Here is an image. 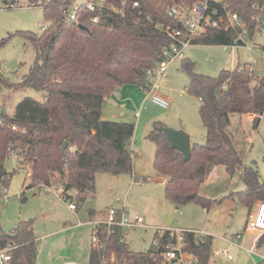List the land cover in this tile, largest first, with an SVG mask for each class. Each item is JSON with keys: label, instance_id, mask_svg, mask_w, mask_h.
<instances>
[{"label": "trees", "instance_id": "obj_1", "mask_svg": "<svg viewBox=\"0 0 264 264\" xmlns=\"http://www.w3.org/2000/svg\"><path fill=\"white\" fill-rule=\"evenodd\" d=\"M32 1V0H30ZM77 0H51L42 7L47 27L41 35L22 33L35 51L26 75L14 85L43 94V100L24 98L12 116L0 110V175L7 189L11 174L4 163L11 154L28 169L32 183L61 186L67 200L77 208L85 193L94 194L96 175L134 174L130 145L135 127L131 123L104 121L102 107L120 87L136 85L147 92L148 72L162 60V49L172 44L167 30H183L181 22L169 16L172 4L191 7L203 0H106L121 13L106 12L98 22L84 5L77 10V22H65L63 10ZM137 8H132L133 3ZM216 17L235 14L243 27H208L196 40L200 45L232 46L245 32L251 39L261 29L264 0H218L209 2ZM195 63L182 61L189 77L187 93L199 101V116L206 131L205 145H191L189 161L172 149L162 126L154 123L146 139L155 145L153 168L165 179V198L176 207L197 202L208 210L212 202L198 195L211 171L224 167L239 177L243 191L230 193L249 210L264 203V176L253 166H243L233 142L230 115H254V127L264 113V81L251 88L250 70L245 65L222 70L217 77L194 71ZM0 82L5 83L0 79ZM67 142L64 154L61 147ZM77 194L72 196L73 191ZM215 203V202H213ZM103 248L91 247L88 264H160L164 247L174 237L168 231L157 235V245L146 253H133L120 227L97 226ZM184 250L195 257L194 264H209L212 238L183 233ZM15 246L9 264H35L36 245L31 221H20L8 234L0 230V248ZM264 247V234L254 248ZM258 264H264V260Z\"/></svg>", "mask_w": 264, "mask_h": 264}, {"label": "rangeland", "instance_id": "obj_2", "mask_svg": "<svg viewBox=\"0 0 264 264\" xmlns=\"http://www.w3.org/2000/svg\"><path fill=\"white\" fill-rule=\"evenodd\" d=\"M27 2L20 0L17 7L10 9L2 8L0 4V79L5 81L0 82V110H5L7 116L13 115L16 105L24 98L43 100L41 92L14 87L27 74L36 55L30 40L22 33L41 35L48 25L42 8H25ZM252 44L259 47L250 51L245 46L195 44L184 49L181 60L170 62L164 74L158 75L155 71L149 75L148 83L155 84L157 91L168 97L167 109L154 105L149 93L138 88V94L131 97L129 110H124V116L117 110L119 103L110 101L109 105L105 104L101 117L104 121L126 122L135 127L130 145L134 174H99L95 194L85 193L77 212L69 211L68 203L56 195L62 190L61 186L51 185L54 190L49 191L47 186L36 183L27 189L32 183L28 169L18 164L15 155H9L4 170L11 177L7 190L0 192V230L8 234L18 222L31 221L36 245L35 264H62L67 260L88 264L92 232L88 226H72V229L70 226L87 221L101 224L106 221L109 209L125 207L131 219L140 217L143 221L141 226L124 229L125 240L133 253L148 252L161 230L192 228L212 238V253L226 251L231 256L229 260L221 254L213 255L209 264L262 262L264 247L254 248L258 233L246 230L249 210L235 197L224 198L244 190L238 175L230 177L224 167L218 166L220 174L217 171L199 187L198 195L212 202L208 210L195 201L176 207L165 198L164 184L155 179L158 177L153 168L155 145L146 139L154 123L172 129L174 126L171 125L183 124L188 132L184 131L191 133V145H205L206 131L199 116V101L186 91L189 77L182 68V61L188 59L195 63L194 71L208 77H217L220 71L232 69L235 65H245L250 70L249 86L253 88L258 81H264V15L259 34L246 40L247 46ZM147 117H151L152 122L143 134ZM254 125L247 116L231 115L230 130L241 162L243 166H253L262 178L264 113L259 117L258 125ZM6 198L7 204L4 202ZM90 210L94 211L91 215ZM250 248H253L252 254L247 252Z\"/></svg>", "mask_w": 264, "mask_h": 264}, {"label": "built area", "instance_id": "obj_3", "mask_svg": "<svg viewBox=\"0 0 264 264\" xmlns=\"http://www.w3.org/2000/svg\"><path fill=\"white\" fill-rule=\"evenodd\" d=\"M211 0H203L194 3L191 7H187L180 4H172L166 8L169 16L173 17L177 21L181 22L184 26L183 30L169 31L167 30V35L172 40V44L168 47L162 49V60L160 61L158 67L154 71L148 72L149 75H153L157 71L158 75H162L166 72L167 65L175 60H181L184 55V49L189 46L195 45L196 40H198L207 30L208 27L217 28L220 24H224V28L230 29L235 27H243L239 18L235 14L228 13L226 17L219 18L218 21L213 18L216 17V11H209V2ZM217 2L218 0H213ZM20 0H0L2 8H14L19 5ZM51 0H28L25 4V8L30 7H44L49 4ZM84 5L86 10L93 14L92 21L94 23L98 22L100 15L106 12L121 13V9H118L112 4H107L106 0H77L70 8H65L63 14L65 15V22L68 24L77 22V10L80 6ZM20 7V6H19ZM138 4L133 3L132 8H137ZM260 31L255 33L259 34ZM254 35V36H255ZM254 36L252 38H254ZM247 37L245 32L234 40L232 46H245L248 50H252L253 47H259L257 44H252L250 46L246 45ZM149 95L152 103L162 109H167L169 106L168 100L158 93V87L155 84H151L149 88ZM3 177L0 175V192L7 190L2 184ZM49 191L54 190L51 186H47ZM77 191H73L72 196L76 195ZM56 195L65 203H68V209L71 211H76L77 206L75 199L68 201L67 195L61 190L56 192ZM5 204L8 203V199H4ZM143 223L142 218L136 217L131 219L129 216L128 209L125 207L120 210L109 209L107 212L106 221L103 222L108 228L120 227L124 229H131L133 227L141 226ZM82 225V224H79ZM99 224L95 223L93 231L91 233V246L93 248H103L104 246L98 240V230L97 226ZM246 230L250 232L258 233V237L264 234V203H258L256 210L248 216L246 223ZM162 231H168L174 237H170V242L164 247V251L161 254L160 264H194L195 257L193 254L188 253L184 250L183 243V233L189 232L195 234V236L201 238L205 236L204 232H193V231H181V230H169L165 229ZM125 237V234H124ZM257 237V238H258ZM255 243V242H254ZM154 246L157 245L155 241ZM15 248L8 244L4 248H0V264H9L11 260V251ZM248 254L253 253V248L247 250ZM223 255L231 260V256L226 251L214 252V255ZM64 264H83L78 261H66Z\"/></svg>", "mask_w": 264, "mask_h": 264}, {"label": "crops", "instance_id": "obj_4", "mask_svg": "<svg viewBox=\"0 0 264 264\" xmlns=\"http://www.w3.org/2000/svg\"><path fill=\"white\" fill-rule=\"evenodd\" d=\"M235 67H237V65H235L234 66V68ZM234 68H232V69H234ZM228 70V69H227ZM231 70V69H230ZM136 88H138V90L139 91H142L141 89H140V87H138V86H136V85H128V86H123V87H120V88H118V89H116L115 91H114V93L111 95V97L108 99V101L105 103V104H107V105H109L111 102L110 101H112V102H115L116 104H118L119 103V105H118V108H117V110H118V112L120 111V113H121V116H124L125 115V113H124V110L127 112L128 110H129V101H130V99H131V97L132 96H136V94H138V90H136ZM149 89H148V91L147 92H145V93H149ZM142 92H144V91H142ZM159 93V92H158ZM160 94V93H159ZM161 95V94H160ZM162 96V95H161ZM163 97L164 98H166V99H168V97H166V96H164L163 95ZM104 104V105H105ZM104 105H103V107H102V113H103V111H104ZM132 109H133V107H132ZM231 115H233V114H231ZM231 115H230V119H231ZM103 116V115H102ZM243 116H247L248 118H250V119H252V120H254V115H250V114H248V115H243ZM152 120V118L151 117H147L146 119H145V130L143 131V134H145L147 131H148V129H149V122H152L151 121ZM172 124V123H171ZM171 126H174L173 128L175 129V130H185L186 131V129H185V127H184V125L182 124V125H171ZM138 131H139V124L137 125V130H136V134L138 133ZM186 132H188V131H186ZM134 133H135V130H134ZM148 134V133H147ZM190 136V144H192V136H191V133H188ZM137 136V135H136ZM137 141V140H136ZM135 144H136V146H138L139 145V142L137 141V143L135 142ZM218 168H220V167H215L212 171H211V173L207 176V179L205 180V182L204 183H207V181H208V179H210V177L212 176V175H215V173L218 171ZM137 174H139V172L137 171L136 172ZM217 174H220V171H218L217 172ZM98 175L99 174H97L96 175V183H97V179H98ZM156 180H158V181H160V183H165V179H163V178H159V177H157V178H155ZM203 183V184H204ZM202 184V185H203ZM95 194V193H94ZM94 194H91V195H94ZM80 207H78L77 209H76V211H71V210H69V211H71L72 213H74V212H77L78 211V209H79ZM94 211L93 210H90L89 211V214L91 215L92 213H93ZM170 223V219L169 218H167V224H169ZM79 224H82V225H79ZM94 224H95V222H92V221H87V222H78L77 224H73V225H71L70 226V228L72 229L73 227L74 228H76V226H88L89 227V229H90V232H92L93 231V228H94ZM73 226V227H72ZM168 229V228H167ZM63 230H67V228L65 229H63ZM62 230V231H63ZM165 230V229H164ZM169 230H171V229H169ZM178 230H181V231H193V232H198V231H195V229H192V228H183V229H178ZM162 231V230H161ZM205 234V233H204ZM206 235V234H205ZM91 245H90V247L88 248V258H89V253H90V249H91ZM215 252H217V251H215ZM214 255V252L212 253L211 252V256H213ZM67 261H70V260H67ZM66 261H64L62 264H64Z\"/></svg>", "mask_w": 264, "mask_h": 264}, {"label": "water", "instance_id": "obj_5", "mask_svg": "<svg viewBox=\"0 0 264 264\" xmlns=\"http://www.w3.org/2000/svg\"><path fill=\"white\" fill-rule=\"evenodd\" d=\"M3 114H6L5 110H1ZM160 130L165 133L167 140L170 143L172 149L178 150L183 154V160L189 161L191 157V144L190 137L184 130H175L166 126H161ZM67 142L61 147V153L64 154L67 147ZM249 264H252L249 262Z\"/></svg>", "mask_w": 264, "mask_h": 264}]
</instances>
